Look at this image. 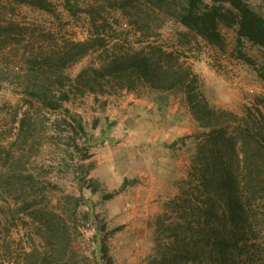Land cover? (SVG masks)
<instances>
[{
  "label": "rangeland",
  "instance_id": "rangeland-1",
  "mask_svg": "<svg viewBox=\"0 0 264 264\" xmlns=\"http://www.w3.org/2000/svg\"><path fill=\"white\" fill-rule=\"evenodd\" d=\"M245 1L264 17L263 0ZM185 3L0 0V264H33L42 256L49 245L39 219L53 212L66 219L71 245L66 258L74 250V264H96L97 224L107 231L119 228L107 239L114 264H160L173 247L172 237L180 232L175 224L192 216L203 198L196 187L195 135L201 129L183 97L165 93L167 101L160 104L154 101L159 94L146 89L73 94L63 102L69 118L43 106L32 88L44 85L35 78L37 63L67 41H84L98 31L106 38V47L70 64L65 76L74 78L116 53L158 46L184 54L180 62H187L198 75L201 91L215 108L239 115L254 108L258 99H264V82L254 68L264 63V48L238 42L235 28L225 27L221 28L225 49L209 46L178 22L176 14ZM145 102L154 107L149 110ZM148 148L165 152L161 165L151 166ZM172 148L179 152L171 158ZM144 172L157 173L158 182L144 184ZM89 180L95 182L96 192ZM144 187L156 192L145 204ZM115 192L112 199H104ZM186 193L193 201L191 208L172 205ZM241 196L248 225L223 264H264V182L257 188L242 186ZM84 202L93 206V214ZM160 221L163 227L158 226ZM32 252L35 256L30 257ZM200 255L189 264H214L209 254Z\"/></svg>",
  "mask_w": 264,
  "mask_h": 264
},
{
  "label": "trees",
  "instance_id": "trees-1",
  "mask_svg": "<svg viewBox=\"0 0 264 264\" xmlns=\"http://www.w3.org/2000/svg\"><path fill=\"white\" fill-rule=\"evenodd\" d=\"M185 2L183 10L176 14L178 22L209 46L225 49L221 33V28L225 27L235 28L238 42L245 40L264 48V17L245 0ZM106 44V38L96 31L84 41H67L53 51L51 56L37 63L40 70L34 77L42 79L44 85L37 90L34 85V97L46 108L71 118L69 110L63 108V102L69 101L73 94L137 93L146 89L159 94L154 101L160 104L167 101L163 96L165 93L181 95L201 129L195 135L199 142L196 187L201 189L203 198L195 204L192 216H183L186 220L175 224L180 234L185 233L172 237L173 247L162 256L160 264H189L200 254H209L214 264H223L226 252L238 247L248 225L242 186L253 184L257 188L264 182V99H258L257 105L242 115L217 109L201 91L198 75L187 62H180L181 57L186 58L184 54L158 46L150 51L116 53L96 67L84 68L74 78L65 76L64 70L70 64L105 48ZM239 58L254 65L244 54ZM254 68L264 82V63ZM79 127L83 130L81 123ZM84 159H88V155ZM89 172L90 168L80 179L85 181ZM89 181L90 189L96 192L95 182ZM126 183L125 180L121 190ZM116 194H107L104 199H112ZM183 195L176 197L172 205L177 209L183 204L191 208L193 201L190 195L186 193V198H182ZM84 204L90 210L89 215L93 214V206L87 202ZM39 221L49 248H45L42 256L35 257L33 264H74V250L66 258L71 248L66 219L53 212ZM164 225V221L158 222V226ZM118 230L107 231L105 225H96L93 250L96 264H114L107 239ZM29 256L35 255L32 252Z\"/></svg>",
  "mask_w": 264,
  "mask_h": 264
},
{
  "label": "crops",
  "instance_id": "crops-1",
  "mask_svg": "<svg viewBox=\"0 0 264 264\" xmlns=\"http://www.w3.org/2000/svg\"><path fill=\"white\" fill-rule=\"evenodd\" d=\"M145 103H146V105H148L147 107H148L149 110L154 107L153 104H151L149 102H145ZM188 131H190V130H188ZM178 133H179L178 135H181L180 131ZM148 149L151 150L150 151V153H151L150 156L151 157L149 156V160L153 163V165H151V164L150 165L152 167H154V164L155 165H161V163H162L161 161H163V157H161V156H164L165 152H163V151L160 152L159 148H148ZM173 151H174V149L172 148V152ZM175 152H179V150L176 149ZM175 152H173V154H171V155L169 154L168 156L169 157L171 156V158H172V156L174 157V153ZM170 164L171 163L169 162L168 165H170ZM156 174L157 173L150 175L149 173L144 172V184H146V185H150L151 184L152 185V184H154V182H158L157 178H160V177L158 175H156ZM168 174H169V172H168ZM155 194H156V192H154L153 189H149V188H145L144 187V204H145V202H148L150 199H154L155 196H152V195H155Z\"/></svg>",
  "mask_w": 264,
  "mask_h": 264
}]
</instances>
